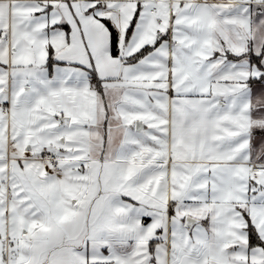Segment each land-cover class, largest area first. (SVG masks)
I'll return each mask as SVG.
<instances>
[{
  "label": "snow or ice",
  "instance_id": "snow-or-ice-1",
  "mask_svg": "<svg viewBox=\"0 0 264 264\" xmlns=\"http://www.w3.org/2000/svg\"><path fill=\"white\" fill-rule=\"evenodd\" d=\"M0 264H264V0H0Z\"/></svg>",
  "mask_w": 264,
  "mask_h": 264
}]
</instances>
